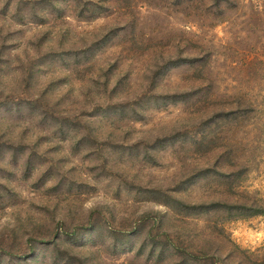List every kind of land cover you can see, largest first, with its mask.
Wrapping results in <instances>:
<instances>
[{
	"label": "rangeland",
	"instance_id": "rangeland-1",
	"mask_svg": "<svg viewBox=\"0 0 264 264\" xmlns=\"http://www.w3.org/2000/svg\"><path fill=\"white\" fill-rule=\"evenodd\" d=\"M244 206L264 0H0V264H264Z\"/></svg>",
	"mask_w": 264,
	"mask_h": 264
},
{
	"label": "trees",
	"instance_id": "trees-1",
	"mask_svg": "<svg viewBox=\"0 0 264 264\" xmlns=\"http://www.w3.org/2000/svg\"><path fill=\"white\" fill-rule=\"evenodd\" d=\"M165 204L166 205L168 204L169 207H171V209L174 210L175 212L184 214V216L194 215V213H197L195 215L199 216V215H202V213H203V212H200V211L195 212V211H186V209L185 210H182V209L178 208L177 206H176L177 207L176 208L174 206V204H171V202H169V201H166ZM188 208L190 209L191 206H188ZM192 208H195V206L192 207ZM244 210L245 211L242 212V213H240L238 217H246V216H251V215L264 214V206H259L258 209L253 210V212H250V213H246L247 208L245 206H244ZM179 248L182 249L180 245H179ZM163 253H164V251H161V253H160L161 256H159V258H158L159 260H161V258L163 257ZM201 253H203L205 256H208V257L211 256L212 257V255L210 254L209 250L203 249L201 251ZM211 257H210V259H211ZM198 259H200V261H198L197 260V257H196V259H195L194 262L195 263L196 262H201L202 259L207 260L206 258H201V257H198ZM204 262H206V261H204ZM174 264H186V262L183 259H180V260L175 261Z\"/></svg>",
	"mask_w": 264,
	"mask_h": 264
}]
</instances>
